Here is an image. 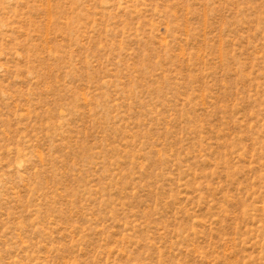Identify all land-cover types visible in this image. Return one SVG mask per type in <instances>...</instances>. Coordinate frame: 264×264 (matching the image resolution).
Instances as JSON below:
<instances>
[{"label":"rangeland","instance_id":"374dc122","mask_svg":"<svg viewBox=\"0 0 264 264\" xmlns=\"http://www.w3.org/2000/svg\"><path fill=\"white\" fill-rule=\"evenodd\" d=\"M0 264H264V0H0Z\"/></svg>","mask_w":264,"mask_h":264}]
</instances>
